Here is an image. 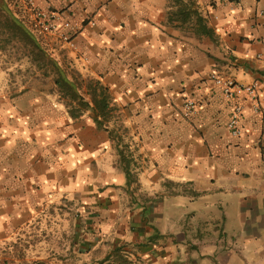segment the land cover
<instances>
[{"label": "crops", "instance_id": "obj_1", "mask_svg": "<svg viewBox=\"0 0 264 264\" xmlns=\"http://www.w3.org/2000/svg\"><path fill=\"white\" fill-rule=\"evenodd\" d=\"M195 1L215 40L171 21L172 0H50L77 26L74 49L30 26L44 44L6 5L52 58L109 89L118 136L36 88L0 96V264H56L60 202L78 207L64 244L77 264L122 246L144 264H264V0ZM213 74L259 82L260 112L226 99ZM175 200L191 204V221L170 215Z\"/></svg>", "mask_w": 264, "mask_h": 264}, {"label": "trees", "instance_id": "obj_2", "mask_svg": "<svg viewBox=\"0 0 264 264\" xmlns=\"http://www.w3.org/2000/svg\"><path fill=\"white\" fill-rule=\"evenodd\" d=\"M173 8L171 21L181 23L182 30L187 28L196 36L209 37L215 40V32L211 29L206 18L200 12L195 0H172ZM5 14V27L13 32V37L19 39L28 48L32 62L43 73L44 76L52 78L56 92L62 100L68 115L73 120L80 119L86 114H93L94 122L101 130L110 132L113 138L118 136L115 129H111L109 123L114 118L115 107L112 106L110 91L100 81L85 79L81 74L67 72L64 67L52 58L40 43L6 8L4 0H0V15ZM121 144L120 154L126 164L128 180L131 178V160L126 154L129 150L128 145ZM129 152V151H128ZM129 154V153H128ZM124 247H118L112 256H108L101 264H105L115 256L118 264H132L123 255Z\"/></svg>", "mask_w": 264, "mask_h": 264}, {"label": "rangeland", "instance_id": "obj_3", "mask_svg": "<svg viewBox=\"0 0 264 264\" xmlns=\"http://www.w3.org/2000/svg\"><path fill=\"white\" fill-rule=\"evenodd\" d=\"M4 3H6L5 6L8 4L10 5V7L13 10L12 13H14L18 18H20V21H24V24L28 26V28L30 26L33 27L30 23L31 19L28 15V12L25 10V6L23 2H21V0H4ZM4 19H5V14L3 13L0 15V69H1L0 71V96L7 95V97L18 98L20 95L27 94L28 92H31V90L33 91V89L36 88L35 91L37 92L39 90L37 93L39 94L41 92L43 94V97L53 98L57 100L59 103L60 111L66 113L65 106L56 92L53 79L44 76L43 73L37 68L35 63L32 62L28 48H26L24 43H22L19 39H16L15 37H13V32L5 27ZM29 29L33 34H35L38 37V39L41 40V42H44V44H46L45 43L47 42L46 38L39 35L35 31L33 32L34 28L33 29L29 28ZM62 66L67 72H70V73L77 72L81 74L76 67L72 66V64L65 62V63H62ZM6 83H10L12 87H9V85H7ZM5 85H7L9 89L4 90ZM121 129L123 128L121 127L119 131H121V134L124 135L126 138L125 141L123 140L124 141L123 144L128 145V147L130 148L131 147L129 143L130 141L128 139L129 129L127 128H125V130L124 129L121 130ZM124 168L126 169L125 163H124ZM168 209L170 210V215L173 218L179 217L178 218L179 221L183 220L182 214L186 212V214L188 215L189 213L192 212L190 203H185V202L177 201V200H175L174 203H172ZM77 210H78V207L76 206L75 203L69 204V203L60 202V208H59L60 218L57 221L58 222L57 231L59 234L60 250L59 252L56 253L57 261L55 260L54 262L56 264H77L76 261L72 260V257L71 258L68 256L66 257V253H65L66 247L64 246V244L66 243V232L68 231V228H69L68 221H70V215H67V213L68 214L73 213L75 217L77 214ZM189 217L190 216L184 217L183 221L184 222L191 221V219H188ZM231 221H233V219L229 220L230 223ZM171 224L170 226H172ZM236 236H237V240L240 239V242L238 244L240 245L241 238L239 235H235V236L232 235V238L233 237L236 238ZM232 238L230 236L231 240ZM186 246L188 249L187 243H186ZM186 246L183 245L184 248H186ZM251 249H254L253 245H251ZM191 250L193 249L191 248ZM123 252H124L123 255L127 257L132 264H144L145 260L143 258L136 256V254H132L131 252H128V251H123ZM52 254H53L52 258H55L56 256L54 255L55 252H53ZM182 255H180L182 256L181 261H182V258L184 259L186 255L184 251H182ZM114 260H115V256H113L111 260L106 262L105 264H118ZM179 264H182V263H179ZM184 264H186V262H184ZM209 264H212V262Z\"/></svg>", "mask_w": 264, "mask_h": 264}, {"label": "built area", "instance_id": "obj_4", "mask_svg": "<svg viewBox=\"0 0 264 264\" xmlns=\"http://www.w3.org/2000/svg\"><path fill=\"white\" fill-rule=\"evenodd\" d=\"M25 6V10L31 19V25L33 28L45 35L53 36L57 38L62 44L74 49L76 43L74 40V32L77 26L66 19L62 13L57 10H53L49 6L50 0H21ZM47 4V5H45ZM88 24L92 27L96 26L95 21L89 20ZM212 80L219 86L226 99L234 100L245 98L248 106L255 112L259 113L261 110L259 100V82H253L251 84H244L233 78H224L212 75ZM198 104L195 100H188L185 103L184 111L187 117H191L197 113ZM244 107L241 104H237L234 107L231 120L229 122V129L231 133L238 137L241 133V119Z\"/></svg>", "mask_w": 264, "mask_h": 264}]
</instances>
